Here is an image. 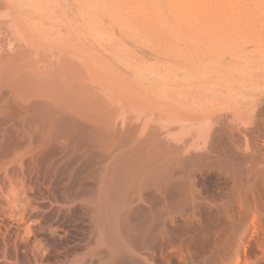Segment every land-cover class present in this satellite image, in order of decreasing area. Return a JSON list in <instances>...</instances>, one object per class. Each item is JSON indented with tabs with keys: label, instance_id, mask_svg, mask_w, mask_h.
<instances>
[{
	"label": "rangeland",
	"instance_id": "374dc122",
	"mask_svg": "<svg viewBox=\"0 0 264 264\" xmlns=\"http://www.w3.org/2000/svg\"><path fill=\"white\" fill-rule=\"evenodd\" d=\"M8 1L0 0V264H264V0H179L170 26L154 31L134 26L139 0ZM149 1L163 9L174 0ZM201 10L187 30L185 18ZM108 118L120 121L109 135Z\"/></svg>",
	"mask_w": 264,
	"mask_h": 264
},
{
	"label": "bare ground",
	"instance_id": "6f19581e",
	"mask_svg": "<svg viewBox=\"0 0 264 264\" xmlns=\"http://www.w3.org/2000/svg\"><path fill=\"white\" fill-rule=\"evenodd\" d=\"M6 1H7V0H6ZM14 1L17 2L16 0H14ZM47 1L49 2V0H45L44 3H43V1L40 0V2L43 3V4L48 3ZM103 1H104V0H103ZM103 1H102V2H103ZM105 1H106V0H105ZM107 1H108V0H107ZM110 1H112V0H110ZM178 1H179V0H174L172 3L168 4V5L166 6V8L163 7V9H162V7L157 6V5L154 4V3H150L149 0H139V1L136 2V3L134 4V6L132 7V8H133V9H132V10H133V11H132V12H133V16L135 17V18H134V21H133L134 26H135L138 30H140V29H146V30H152V31H154V30H157V29H166L167 27L170 26L169 24H171V18H170V17L173 16V18H174V16H176L177 13L180 12V6H179V4H178ZM199 1H201V0H199ZM8 2H10V4L12 5L11 0H9ZM19 2H20V0L17 2V4H19ZM21 2H22V1H21ZM41 3H40V7H41ZM104 3H105V2H103V4H104ZM107 3H108V4H107ZM110 3H111V2H110ZM17 4H16L17 7L20 6V4H19V5H17ZM43 4H42V5H43ZM105 4H106V5H109V2H106ZM105 4H104V5H105ZM13 5H15V4L13 3ZM49 5H50V4H49ZM49 5H48V6H49ZM16 6H15V7L13 6V7H14V8H17ZM43 6H44V5H43ZM43 6H42L41 8H43ZM46 6H47V4H46ZM52 6H53V8H52L51 6H50V7H51L52 9H54V4H53ZM109 6H110V5H109ZM109 6H105L104 8L107 9V11H108L109 8H106V7H109ZM23 7L26 8L27 5L25 4V6H23ZM28 7H29V6H28ZM50 7H49V9L47 8L49 11H50ZM44 8H45V7H44ZM102 8H103V6H102ZM202 9H203V8H202ZM26 10H29V9L27 8ZM41 10H42V9H41ZM41 10H40V12H39V10H38V13H40V14H42L43 12L46 13L45 11H41ZM44 10H45V9H44ZM15 11H16V10H15ZM54 11H55V10H54ZM102 11H103V9H102ZM203 11H204V10H203ZM34 12H37V11H34ZM34 12H33L32 14H35V15H36V13H34ZM41 12H42V13H41ZM84 12H88V11H84ZM104 12H106V11L104 10ZM205 12H206V11L202 12V10H201V11L197 12L194 16H188V17H186V18H185V22H184V24H185V28H187V30H190V28H191L192 26H194V25L196 24V22H197L199 19L202 18V16H204ZM27 13L29 14L30 12H27ZM44 13H43V14H44ZM50 13H52V12L50 11L49 14H50ZM54 13H55V12H54ZM54 13H53V14H54ZM185 13H187V12H185ZM214 13L216 14V12H214ZM217 13H218V12H217ZM43 14H42V16H43ZM53 14H50V15H53ZM87 14L89 15V13H87ZM215 14H214V15H215ZM16 15H17V14H16ZM37 15H38V14H37ZM88 15H87V16H88ZM94 15H95V14H94ZM94 15H92V17H93ZM19 16H20V15H19ZM24 16H25V15H24ZM38 16H39V15H38ZM44 16H45V15H44ZM46 16L48 17V15H46ZM46 16H45V17H46ZM89 16H90V15H89ZM89 16H88V17H89ZM96 16H97V15H95L94 17H96ZM39 17H40V16H39ZM45 17H44V18H45ZM84 17H86L85 14H84ZM88 17H86L87 20L85 21V22H86L85 24H87V23L89 22ZM90 17H91V16H90ZM97 17H98V16H97ZM29 18H30V17H29ZM29 18H28V19H29ZM30 19H31V18H30ZM93 19H94V18H93ZM96 19H97V18H95L94 20H96ZM21 20H23V18H22ZM25 20H26V19H25ZM46 20H48V18H46ZM50 20H51V19H50ZM98 20H99V19H98ZM175 20H176V19H175ZM17 21H18V20H17ZM19 21H20V18H19ZM23 21H24V20H23ZM92 21H93V20H92ZM92 21H91V19H90V23H91ZM20 22H21V21H20ZM26 22H27V21H26ZM30 22L32 23V19L29 20V23H30ZM95 22H96V21H95ZM95 22H94L93 25L96 24ZM27 23H28V22H27ZM90 23H89V24H90ZM92 23H93V22H92ZM89 24H87V25H89ZM97 24H98L97 27H99V28H97L96 25H95V28L100 29L99 23H97ZM87 25H86V28H87L89 34H91L92 32H90V29H91L92 26H91V27L89 26L90 29H88L89 27H88ZM90 25H91V24H90ZM92 28H93V27H92ZM95 31H96V30H95ZM99 31H100V30H99ZM93 32H94V29H93ZM96 32H98V31H96ZM94 33H95V32H94ZM91 36L93 37L92 39L95 38L94 34H91ZM91 36H90V37H91ZM100 36H102V35L99 33V37H100ZM103 37H104V36H103ZM97 38H98V36H97ZM97 38H95V39H97ZM100 39H102V37L99 38L98 40H96V41L100 42V44H102V45H100V44H99V45H100L101 47H102V46H103V47L105 46L104 48L107 49V52L110 51V50H111L110 47H107L106 45H103L104 42L101 43L102 41H99ZM104 39H105V37H104L102 40L104 41ZM88 46H89V45H88ZM22 48H23V47H22ZM27 48H28V47H27ZM113 48L115 49V46H114ZM90 49H91V47H90ZM26 50H28V49H26ZM31 50H32V49H31ZM115 50H116V49H115ZM37 51H38V50H37ZM105 51H106V50H105ZM116 51H117V50H116ZM21 53H22V52H21ZM36 53H37V52H36ZM92 53H93V52H92ZM96 54H97V52H96ZM108 54H109V52H108ZM112 54H113V53H112ZM114 54L116 55V52H114ZM117 54H119L118 51H117ZM21 55H22V54H21ZM110 55H111V54H110ZM93 56H94V58H95V55H93ZM98 56L100 57V55H98ZM58 58H59V56H58ZM170 58H171V57H170ZM170 58H169V59H170ZM55 59H57V58H55ZM99 59H100V58H99ZM99 59H97V60H99ZM118 59H119V58H118ZM171 59H172V58H171ZM58 60H59V59H58ZM63 60H64V59H63ZM72 60H73V59H72ZM102 60H104V59H102ZM102 60H101V61H102ZM119 60H120V59H119ZM138 60H140V59H138ZM142 60H143V58H141V61H142ZM157 60H158V59H157ZM55 61H56V60H55ZM59 61H60V60H59ZM68 61H69V60H68ZM68 61L66 60V61H60V62H68ZM72 62H73V61H72ZM103 62H104V61H103ZM103 62H102V63H103ZM107 62H108V61H107ZM107 62L105 61L103 64L105 65ZM110 62H111V61H110ZM129 62H130V61H129ZM134 62H135V61H134ZM38 63H39V62H38ZM38 63H37V64H38ZM70 63H71V62H70ZM130 63H131V62H130ZM153 63H155V62H153ZM160 63H161V62H160ZM52 64H53V63H52ZM59 64H60V63H59ZM61 64H62V63H61ZM73 64H74V63H73ZM95 64H96V63H95ZM107 64L110 65L111 63L109 64V62H108ZM107 64H106L107 71H108V69L110 70V68L112 67V69H114L113 72L116 71L115 74H117V72H118V73L121 72V71H119V68H118L117 65L115 66V65L111 64L110 66H107ZM138 64H139V63H138ZM138 64H137V65H138ZM54 65L56 66V63H55V62H54ZM63 65H64V64H63ZM63 65H62V66H63ZM99 65H100V64H99ZM104 65H103V66H104ZM143 65H144V64H143ZM162 65H163V64H162ZM167 65H168V67H169V64H167ZM167 65H166V67H167ZM177 65H178V64H177ZM180 65H181V64H179V66H180ZM58 66L60 67V65H58ZM71 66H72V65H70V67H71ZM101 66H102V65H101ZM103 66H102V67H103ZM139 66H141V65H139ZM158 66H160V64H158ZM163 66H164V65H163ZM179 66H178V67H179ZM56 67H57V66H56ZM59 67H58V68H59ZM64 67H65V65H64ZM66 67H67V66H66ZM143 67H144V66H142V68H143ZM146 67H147V66H146ZM151 67H152V66H150V68H151ZM166 67H165V68H166ZM168 67H167V68H168ZM170 67H171V66H170ZM172 67H173V66H172ZM176 67H177V66H176ZM31 68H32V67H31ZM34 68H35V67H34ZM34 68H33V69H34ZM61 68H63V67H61ZM61 68H60V69H61ZM103 68L105 69V66H104ZM165 68H164V69H165ZM182 68H183V67H182ZM151 69L153 70L154 67L151 68ZM151 69H150V70H151ZM159 69L162 70L161 67H159ZM169 69H170V68H169ZM172 69H173V68H172ZM179 69H180V68H179ZM34 70H35V69H34ZM57 70H58V69H57ZM148 70H149V69H148ZM156 70H158L157 67L155 68V71H154L155 73L157 72ZM170 70H171V69H170ZM175 70H177V69H175ZM189 70H190V69H189ZM32 71H33V70H32ZM133 71H135V70H133ZM165 71H166V70H165ZM167 71H168V70H167ZM167 71H166L165 73H169V72H167ZM172 71H174V70H172ZM57 72H58V71H57ZM110 72H112V71H110ZM152 72H153V71H152ZM174 72H175V71H174ZM180 72H181V71H180ZM53 73H54V72H53ZM121 73H123V72H121ZM121 73H119V74H117V75L121 76V75H120ZM136 73H137V72H136ZM161 73H162V72H161ZM171 73H172V72H170L169 74H171ZM178 73H179V72H178ZM178 73H177V74L174 73V74L178 75V76L175 75V77H177L176 79H178V77H180L181 81H183L184 83H185V82L188 83V81H186V79H185L186 77H184V80H183V79H182V78H183V77H182L183 75H182V76H179L180 74H178ZM183 73H184V72H183ZM183 73H181V74H183ZM201 73H202V72H201ZM36 74H38V73H36ZM36 74H35V75H36ZM50 74H51V73H50ZM54 74H55V73H54ZM111 74L113 75V73H111ZM157 74H158V73H157ZM163 74H164V72H163ZM163 74H160V75H163ZM169 74H167V75L170 76ZM174 74H173V78H174ZM204 74H205V73H204ZM44 75H45V74H43V76H44ZM47 75H48V74H47ZM58 75H59V73H58ZM124 75H125V74H124ZM127 75H128V74H127ZM200 75H201V74H200ZM200 75H199V76H200ZM216 75H219V74H216ZM39 76H40V75H39ZM185 76H186V75H185ZM205 76H206V75H205ZM209 76H211V75H209ZM219 76H220V75H219ZM226 76H227V75H226ZM45 77H46V76H45ZM50 77H51V76H50ZM55 77H56V76H55ZM115 77H116V76H115ZM117 77H118V76H117ZM129 77H130V76H129ZM148 77H149V76H148ZM166 77H167V76H166ZM170 77H171V76H170ZM188 77H189V76H188ZM119 78H120V77H119ZM123 78H124V77H121V79H123ZM143 78H144V77H143ZM151 78H152V77H151ZM190 78H191V77H190ZM197 78L199 79V78H201V77H198V76H197ZM197 78H196V79H197ZM207 78H208V77H207ZM207 78H206V79H207ZM209 78H210V77H209ZM209 78H208V80H209ZM121 79H120V80H121ZM171 79H172V77H171ZM176 79H172V80L175 81ZM180 79H179V80H180ZM192 79H193V78H192ZM215 79H216V78H215ZM215 79H214V80H215ZM224 79H225V78H224ZM226 79H227V78H226ZM41 80L43 81V79H41ZM51 80H52V78H51ZM63 80H65V79H63ZM85 80H86V79H85ZM85 80H84V81H85ZM151 80H152V79H151ZM151 80H150L149 82H151ZM167 80H168V79H167ZM216 80H217V79H216ZM221 80H222V79H220V81H221ZM54 81H55V79H54ZM54 81H51V82L56 83V82H54ZM58 81H59V80H58ZM65 81H66V80H65ZM132 81H133V80H132ZM154 81L156 82V80H154ZM160 81H161V80H160ZM163 81H164V80H163ZM181 81H180V82H181ZM190 81H191L190 84H192L193 81H192V80H190ZM201 81H202V79H201ZM211 81H213V80H211ZM218 81H219V80H218ZM218 81H215V82H218ZM38 82H39V81H38ZM48 82H49V81H48ZM60 82H61V80H60ZM77 82L80 83L81 80L79 79V81H77ZM86 82H88V81H86ZM89 82H90V81H89ZM89 82H88V84H89ZM164 82H165V81H164ZM169 82H171V81L169 80ZM175 82H177L178 84L180 83V82H178V80H176ZM195 82H198V81H195ZM195 82H193V83H195ZM233 82H234V81H233ZM53 83H52V85H53ZM61 83H62V82H61ZM81 83H83V78H82V82H81ZM222 83H223V82H222ZM227 83L229 84V82H227ZM227 83H226V84H227ZM56 84H57V83H56ZM85 84H86V83H85ZM88 84H87V85H88ZM139 84H140V83H139ZM139 84H138V85H139ZM162 84H163V83H162ZM167 84H169V83H167ZM174 84H175V83H173V85H174ZM181 84H182V83H181ZM188 84H189V83H188ZM226 84H225V86H226ZM54 85H55V84H54ZM87 85H86V86H87ZM170 85H171V84H170ZM219 85H220V84H219ZM223 85H224V84H223ZM223 85H222V86H223ZM230 85H232V84H230ZM41 86H42V84H41ZM55 86H56V85H55ZM59 86H60V83H59ZM61 86H62V85H61ZM61 86H60V88H61ZM65 86H66V85H65ZM131 86H132V85H131ZM171 86H172V85H171ZM200 86H201V85H200ZM204 86H205V85H204ZM233 86H234V85H233ZM239 86H241V85H239ZM80 87H82V86H80ZM88 87H91V86L88 85L87 88H88ZM93 87H94V86H93ZM141 87H142V86H141ZM143 87H144V86H143ZM41 88H42V87H41ZM62 88H63V87H62ZM87 88H86V89H87ZM145 88H146V87H145ZM145 88H144V89H145ZM206 88H207V87H206ZM237 88H238V87H237ZM56 89H57V88H56ZM58 89H59V88H58ZM84 89H85V88H84ZM146 89H149V88H146ZM204 89H205V88H204ZM241 89H242V88H241ZM59 90H60V89H59ZM61 90H62V89H61ZM196 90H197V89H196ZM208 90H209V89H208ZM237 90H238V89H237ZM237 90H236V91H237ZM35 91H36V90H35ZM55 91H56V90H55ZM55 91H54V92H55ZM62 91H63V90H62ZM182 91H183V90H182ZM209 91H210V90H209ZM45 92H46V91H45ZM92 92H93V91H92ZM102 92H103V91H102ZM102 92H101V93H102ZM137 92H138V91H137ZM174 92L176 93V91H174ZM184 92L187 93V90L184 91ZM59 93H60V92H59ZM63 93H64V92H63ZM63 93H62V94H63ZM99 93H100V92H99ZM101 93H100V94H101ZM177 93H178V92H177ZM181 93H182V92H181ZM39 94H40V93H39ZM56 94H57V93H56ZM138 94H140V93H138ZM222 94H223V93H222ZM225 94H226V93H225ZM261 94H262V93H261ZM52 95H53V94H52ZM92 95H93V94H92ZM96 95H97V94H96ZM103 95H104V94H103ZM217 95H218V94H217ZM219 95H220V94H219ZM56 96H57V95H56ZM63 96H64V95H63ZM105 96H106V94H105ZM220 96H221V95H220ZM52 97H53V96H52ZM52 97H51V98H52ZM67 97H68V96H67ZM94 97H95V95H94ZM101 97H102V95H101ZM43 98H44V97H43ZM49 98H50V97H49ZM62 98H64V97H62ZM72 98H73V97H72ZM97 98H98V97H97ZM99 98H100V97H99ZM103 98H104V97H103ZM108 98H112V97H109V96H108ZM108 98H105V99L107 100ZM69 99H70V98H69ZM86 99H88V98H86ZM112 99H113V98H112ZM44 100H45V99H44ZM44 100H43V102H44ZM61 100H62V99H61ZM63 100L65 101V98H64ZM94 100H96V97H95V99H93V101H94ZM98 100H99V99H98ZM108 100H109V99H108ZM163 100H164V99H163ZM39 101H40V100H39ZM52 101H53V100H52ZM66 101H67V100H66ZM90 101H91V100H90ZM99 101H101V98H100ZM115 101H116V99H115ZM43 102H41V103H43ZM62 102H63V101H62ZM81 102H82V101H81ZM88 102H89V101H88ZM97 102H98V101H97ZM104 102H105V101H104ZM164 102H166V101H164ZM46 103H47V102H46ZM89 103H92V104H93V102H89ZM89 103H88V104H89ZM98 103H99V102H98ZM106 103H107V102H106ZM117 103H118V102H117ZM60 104H61V103H60ZM101 104H102V103H101ZM110 104H111V103H110ZM35 105H38V104H35ZM56 105H57V104H56ZM89 105H90V104H89ZM89 105H88V106H89ZM107 105H108V104H107ZM107 105H106V107H107ZM112 105H113V104H112ZM117 105H118V104H117ZM39 106H40V105H39ZM92 106H97V104L92 105ZM98 106H101V105L99 104ZM98 106H97V107H98ZM161 106H162V105H161ZM181 106H182V105H181ZM29 107H30V106H29ZM89 107H90V106H89ZM102 107H103V109H104V106H103V105H102ZM110 107H111V106H110ZM112 107H114V106H112ZM177 107H178V106H177ZM189 107H190V106H189ZM62 108H63V107H62ZM62 108H61V109H62ZM69 108H70V107H69ZM95 108H96V107H95ZM115 108H116V107H115ZM154 108H155V107H154ZM171 108H173V107H171ZM183 108H184V107H183ZM186 108H187V107H186ZM53 109H54V108H53ZM73 109H74V108H73ZM97 109H98L99 111H101V108L99 109V107H98ZM105 109H106V108H105ZM113 109H114V108H112V109L110 108L109 110H113ZM174 109H175V108H174ZM181 109H182V108H181ZM33 110H34V109H33ZM36 110H37V109H36ZM41 110H42V109H41ZM67 110H69V109H67ZM83 110H84V109H83ZM88 110H89V109H88ZM88 110H87V112L90 111V110H89V111H88ZM94 110H95V109L93 108V111H94ZM98 110H95V111H97V113L100 114V112H99ZM109 110H107V111L109 112ZM182 110H183V109H182ZM184 110H185V109H184ZM194 110H195V109H194ZM28 111H29V110H28ZM31 111H32V110H31ZM37 111H38V110H37ZM39 111H40V110H39ZM52 111H54V110H52ZM71 111H72V110H71ZM95 111H94V113H96ZM160 111H161V110H160ZM179 111H180V110H179ZM185 111H186V110H185ZM42 112H43V111H42ZM46 112H47V111H46ZM56 112H58V111H56ZM111 112H112V111H111ZM111 112H110V113H111ZM180 112H182V111H180ZM189 112H190V111L188 110L187 113H189ZM37 113H38V112H37ZM43 113H44V112H43ZM97 113H96V114H97ZM110 113H109V114H110ZM115 113H116V111H115ZM182 113H184V112H182ZM192 113H193V112H192ZM200 113H202V112H200ZM32 114H33V113H32ZM34 114H35V113H34ZM45 114H46V113H45ZM66 114H67V113H66ZM75 114H76V113H75ZM78 114H79V113H78ZM89 114L91 115V114H92V111H90ZM89 114H88V115H89ZM101 114H102V115H105L104 112L101 113ZM38 115H39V114H38ZM51 115H52V114H51ZM63 115H64V114H63ZM76 115H77V114H76ZM88 115H87V116H88ZM188 115H189V114H188ZM198 115H199V114H198ZM26 116H27V115H26ZM79 116H80V115H79ZM110 116H112V114H110ZM110 116H109V117H110ZM113 116H114V115H113ZM160 116H161V115H160ZM202 116H203V114H202ZM24 117H25V116H24ZM27 117H28V116H27ZM34 117H35V116H34ZM48 117H49V116H48ZM97 117H99V116H97ZM106 117H107V116H106ZM162 117H163V116H162ZM193 117H194V116H193ZM45 118H46V116H45ZM76 118H77V117H76ZM76 118H75V119H76ZM81 118H82V117H81ZM81 118H79V119H81ZM102 118H103V117H102ZM102 118H101V119H102ZM111 118H112V117H111ZM114 118H115V117H114ZM197 118H198V117H197ZM39 119H40V118H39ZM56 119H57V118H56ZM99 119H100V118H99ZM117 119H118V118H117ZM164 119H165V118H163V120H164ZM166 119H167V118H166ZM188 119H189V118H188ZM40 120H41V119H40ZM58 120H59V119H58ZM76 120H77V119H76ZM81 120H82V119H81ZM108 120H110V121H109V123H110L109 125H110V126H109L108 124H107V126L111 127L110 130L108 129V135H109V132H110L111 130H112V131L115 130L114 127H112V126H116L120 121L117 123V122H116L117 120L114 121V120H115V119H114L113 122L116 123V125H114V124H112V119H109V118H108L105 122L107 123ZM49 121H50V120H49ZM49 121H47V122H49ZM78 121H80V120H78ZM98 121H99V120H98ZM102 121H103V120H102ZM123 121H124V119H123ZM80 122H81V121H80ZM105 122H103V124H101V126H102V127H101L102 130H104L103 132L101 131L102 134H105V133L107 134V132L105 131V129L107 130V128H109V127L106 126V124H104ZM51 123H52V122H51ZM54 123H55V122H54ZM70 123H71V122H70ZM124 123H125V122H124ZM124 123H123V124L120 123V124H122V127L124 126ZM133 124H134V123H133ZM142 124H143V123H142ZM48 125H49V124H48ZM54 125H55V124H54ZM97 125H98V124H97ZM103 125H104V127H103ZM131 125H132V124H131ZM135 125H136V124H135ZM74 126H75V125H74ZM92 126H93V125H92ZM119 126H121V125H119ZM129 126H130V125H129ZM142 126H144V125H142ZM159 126H160V125H159ZM159 126H158V127H159ZM106 127H107V128H106ZM122 127H121V128H122ZM126 127H127V126H126ZM132 127H133V128H132ZM136 127H137V126H134V125L131 126V129H130L129 133H132L133 129L136 131V129H137ZM144 127H147V126H144ZM144 127H142V128H144ZM51 128H52V126H51ZM87 128H88V127H87ZM92 128H93V127H92ZM101 128H100V130H101ZM118 128H119V127H118ZM123 128H125V127H123ZM129 128H130V127H128L127 130H129ZM135 128H136V129H135ZM142 128L140 127V129H142ZM98 129H99V128H98ZM157 129H158V128H157ZM42 130H43V129H42ZM90 130H91V129H90ZM121 130H122V129H121ZM121 130H120V132H121ZM131 130H132V131H131ZM138 130H139V129H137V131H138ZM142 130H143V129H142ZM142 130H141V131H142ZM151 130H152V129H151ZM162 130H163V129H162ZM45 131H46V130H45ZM60 131H61V130H60ZM72 131H73V129H72ZM141 131L139 132L140 134L143 133V131H142V132H141ZM146 131H148V130L146 129ZM160 131H161V127H160ZM30 132H31V131H30ZM30 132H28V133H30ZM94 132H95V130H94ZM133 132H134V131H133ZM150 132H151V131H150ZM163 132H164V131H163ZM41 133L44 134V132H41ZM86 133H87V132H86ZM99 133H100V132H99ZM124 133H125V132H124ZM147 133H149V131L146 132V135H147ZM152 133H154V131H152ZM164 133H165V132H164ZM74 134H75V133H74ZM74 134H72V136H73ZM78 134H79V133H78ZM111 134H112V132H111ZM111 134H110V138L113 136V134H112V136H111ZM125 134H126V133H125ZM140 134H136V135H138L137 137H140V136L142 135V134H141V135H140ZM88 135H89V134H88ZM99 135H100V134H99ZM99 135H98V137H99ZM119 135H120V133H119ZM119 135H118V137H119ZM122 135H123V134H122ZM122 135H121V136H122ZM168 135H169V134H168ZM168 135H166V136H168ZM55 136H56V135H55ZM96 136H97V135H96ZM104 136H105V135H104ZM114 136H115V135H114ZM125 136H126V135H125ZM147 136H148V135H147ZM150 136H151V135H149L148 137H150ZM153 136H157V135H154V134H153ZM158 136H159V135H158ZM161 136L163 137L164 135L161 134ZM27 137H28V136H27ZM56 137H57V136H56ZM64 137H65V136H64ZM64 137H63V138H64ZM79 137H80V136H79ZM98 137H97V138H98ZM101 137H102V136H101ZM107 137H109V136H107ZM115 137H117V136H115ZM135 137H136V136L134 135V139H135ZM143 137H144V135H143ZM143 137H142V138H143ZM148 137H146V139L149 140ZM83 138H84V137H83ZM85 138H86V137H85ZM89 138H90V137H89ZM104 138H105V137H104ZM112 138H113V137H112ZM127 138H128V137H127ZM131 138H132V137H131ZM140 138H141V137H140ZM142 138L140 139L141 142H142ZM151 138H152V137H151ZM151 138H150V139H151ZM153 138H154V137H153ZM157 138H158V137H157ZM166 138H167V137H166ZM166 138L163 137V139H166ZM76 139H77V136H76ZM92 139H94V138H92ZM125 139H126V138H125ZM138 139H139V138H137V140H138ZM144 139H145V138H144ZM155 139H156V138H155ZM168 139H169V137L167 138V140H168ZM183 139H184V138H183ZM87 140H89V139H87ZM110 140H111V139H110ZM117 140H118V139H117ZM123 140H124V139H123ZM129 140H130V139H129ZM148 140H147V142H148ZM152 140H153V139H152ZM161 140H162V138H161ZM170 140H172V139L170 138ZM175 140H176V139H175ZM175 140H173V142H174ZM106 141H107V140H106ZM115 141H116V139H115ZM135 141H136V139H135ZM144 141H146V140H144ZM144 141H143V142H144ZM154 141H155V140H154ZM159 141H160V139H159ZM159 141L156 142V145H155V143H154V145L157 146V144L159 143ZM101 142L104 143V140H102ZM112 142H113V141H112ZM132 142H133V140H132ZM143 142H142V143H143ZM149 142H151V140H150ZM164 142L166 143L167 141L164 140ZM171 142H172V141H171ZM175 142H176V141H175ZM175 142H174V143H175ZM178 142H180V141H177L176 144H178ZM66 143H67V141H66ZM106 143H107V142H106ZM120 143H121V141H120ZM122 143H123V142H122ZM122 143H121V144H122ZM126 143L128 144V143H130V142H128V141L126 142V140H125V144H126ZM142 143H141L140 145H142ZM144 143H145V142H144ZM180 143H181V142H180ZM93 144H94V143H93ZM98 144H99V143H98ZM114 144H115V143H114ZM117 144H118V143H117ZM117 144H116V145H117ZM136 144H137V142H136ZM150 144H151V143H150ZM167 144H168V143H167ZM171 144H172V143H171ZM183 144H184V142H183ZM99 145H100V144H99ZM101 145H102V144H101ZM106 145H108V144H106ZM110 145H111V144H110ZM112 145H113V144H112ZM112 145H111V146H112ZM131 145H132V144H131ZM138 145H139V144H138ZM143 145H144V144H143ZM145 145H146V143H145ZM145 145H144V146H145ZM147 145L149 146L148 143H147ZM154 145H153V147H154ZM178 145H179L180 148H181V145H180V144H178ZM184 145H185V144H184ZM89 146H90V144H89ZM92 146H93V145H92ZM104 146H105V144H104ZM151 146H152V144H151ZM176 146H177V145H175L174 147H176ZM179 146H177V148H178ZM135 147H136V146H135ZM149 147H150V146H149ZM153 147H152V148H153ZM82 148H84V147H82ZM95 148H96V147H95ZM110 148H111V147H110ZM112 148H113V147H112ZM120 148H121V147H120ZM132 148H134V147H132ZM154 148H156V147H154ZM157 148H158V147H157ZM159 148H160V147H159ZM169 148H170V147H169ZM183 148H184V147H183ZM183 148H181V151L183 150ZM187 148H188V147H187ZM86 149H87V148H86ZM90 149H91V148H90ZM170 149H171V148H170ZM172 149H173V148H172ZM112 150H113V149H112ZM116 150H117V149H116ZM162 150H164V149L162 148ZM177 150H179V149H177ZM99 151H100V150H99ZM107 151H108V150H107ZM122 151H123V150H122ZM82 152H83V151H82ZM111 152H114V150L111 151ZM139 152L141 153V155H144V154H143L144 152H141V150H139ZM146 152H147V151H146ZM155 152H157V153L160 154L159 151H156V150H155ZM172 152H173V150H172ZM178 152H180V150H179ZM178 152H174V153H178ZM187 152H188V150H187ZM187 152L184 153V155L187 154ZM101 153H102V152H101ZM135 153H136V152H135ZM157 153H156V154H157ZM181 153H183V152H181ZM97 154H98V153H97ZM106 154H107V153H106ZM111 154H112V153H111ZM131 154H132V153H131ZM138 154H139V153H138ZM146 154H147V153H146ZM146 154H145V155H146ZM150 154H151V153H150ZM161 154H162V153H161ZM163 154H164V153H163ZM132 155H133V154H132ZM145 155H144V156H145ZM165 155H166V154H164V156H165ZM182 155H183V154H181V156H182ZM101 156H102V155H101ZM101 156H100V158H101ZM128 156H130V155H128ZM136 156L138 157V155H136ZM159 156H160V155H159ZM162 156H163V155H162ZM178 156H179V155H178ZM117 157H118V156H116V158H117ZM141 157H142V156H141ZM141 157H139V159H140ZM120 158H121V157H120ZM125 158H126V157H125ZM153 158H154V156H153ZM153 158H152V159H153ZM152 159H151V160H152ZM177 159H178V158H177ZM177 159H176V160H173V161H177ZM126 160H127V159H126ZM131 160H132V159H131ZM136 160H138V159H136ZM141 160H142V159H141ZM153 160H154V159H153ZM153 160H152V161H153ZM155 160H156V159H155ZM155 160H154V161H155ZM129 161H130V160H129ZM134 161H135V160H134ZM134 161H133V162H134ZM138 161H139V160H138ZM171 161H172V160H171ZM173 161H172V162H173ZM178 161H179V160H178ZM120 162H121V161H120ZM143 162H145V161H144V158H143ZM146 162H147V161H146ZM121 163H122V162H121ZM130 163H131V161H130ZM136 163H137V162H136ZM139 163H140V162H139ZM133 164H134V163H133ZM143 164H144V163H143ZM143 164H142V165H143ZM117 165H119V164H117ZM121 165H122V164H121ZM129 165H130V164H129ZM136 165H137V164H136ZM142 165H141V166H142ZM147 165H148V164H147ZM123 166H124V164H123ZM131 166H132V164H131ZM137 166H138V165H137ZM107 167H108V166H107ZM121 167H122V166H121ZM121 167H120V168H121ZM120 168H119V169H120ZM130 169H131V168H130ZM120 173H121V171H120ZM135 174H136V173H135ZM112 175H113V174H112ZM115 175H116V174H115ZM106 177H107V176H106ZM110 177H112V176H110ZM122 177H123V176H122ZM102 178H105V177H102ZM112 178H113V177H112ZM100 180H101V177H100ZM107 181H108V180H107ZM107 181H105V182H107ZM100 182H101V181H100ZM111 183H112V182H111ZM103 184H104V183H103ZM113 184H114V183H113ZM113 184H112V185H113ZM99 186H102V185H99ZM102 188H103V187H102ZM112 188H113V187H112ZM112 188L109 187V189H111V190H112ZM104 189H105V187H104ZM106 190H107V189H106ZM119 190H120V189H119ZM100 192H101V191H100ZM115 192H116V191H114L113 194H112V192H111V193H110V194H111L110 196L114 195ZM125 192H126V191H125ZM106 193H107V192H106ZM117 193H118V192H117ZM119 193H121V190L119 191ZM100 194H101V193H100ZM115 195L118 197L119 194L117 195V194L115 193ZM97 196H98V195H97ZM108 196H109V195H108ZM101 197H102V196H101ZM112 197H113V196H112ZM97 198H98V197H97ZM99 200L101 201V198H100ZM95 201L97 202L98 200H95ZM104 201H105V200H104ZM112 201H113V200H112ZM113 202H114V201H113ZM100 203H101V202H100ZM103 204H104V203H103ZM107 204H108V200H107ZM111 204H112V203H111ZM112 212H113V211H112ZM109 217H110V216H109Z\"/></svg>",
	"mask_w": 264,
	"mask_h": 264
}]
</instances>
